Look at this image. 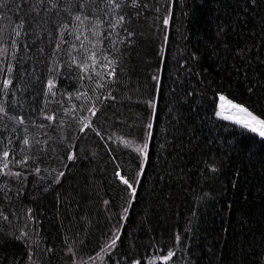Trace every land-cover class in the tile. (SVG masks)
Instances as JSON below:
<instances>
[{
	"label": "trees",
	"instance_id": "trees-1",
	"mask_svg": "<svg viewBox=\"0 0 264 264\" xmlns=\"http://www.w3.org/2000/svg\"><path fill=\"white\" fill-rule=\"evenodd\" d=\"M147 2L158 4L160 13L166 14V0ZM9 4L10 8H0V25L5 28L14 18L13 0ZM60 15L81 33L79 40L75 35H65L68 43L63 49L82 43L99 58L93 70L90 58L82 59L84 50L74 49L73 55L86 67L73 64L62 69L52 89L55 95L49 93L47 102L42 87L34 81L23 96L16 93L17 101L24 103L26 121L16 126L14 153L9 149L8 158L0 155V163L27 175L16 178L0 174V183L9 185L0 189V212L8 214L7 221L0 218V264H71L73 257L65 251L67 245L76 249V259L94 256L103 247L101 238H107L118 223L124 227L117 247L103 253V258H95L93 264H116L121 257L138 258L142 264H264V139L214 114L219 103L215 93L220 91L246 106L259 108L264 104V89L259 94L247 91L250 81L264 84V0L255 8L246 0H176L166 43L163 27L157 30L153 26L152 9L115 29L97 25L98 35L93 34L94 21H74L71 10H62ZM100 18L104 19L102 15ZM225 25V32L218 35V28ZM124 27L136 33L132 44L121 39L126 38ZM42 39L47 41L49 37L43 34ZM236 48L245 49L248 55L236 54ZM105 52L112 59L120 57L112 88L116 99L107 101L105 107L112 124L108 131L112 153L95 134H78L71 117L73 105L78 110L82 103L90 104L85 97L102 91L96 80L100 78L98 73L103 74L100 64L107 62ZM191 52L197 53L196 60H190ZM37 59L30 51L25 68L31 71ZM180 59L190 62L180 65ZM156 74L162 80L160 87H154L152 76ZM37 75L46 82L45 68ZM150 98H155L158 113L150 147L151 164L127 218L120 221L115 213L122 204L121 197L127 196L114 176L116 164L122 171L127 168L129 174L136 168L135 145L125 147V142L143 136V125L152 114L144 101ZM40 109L49 115L55 113L54 120L41 115ZM10 114L19 116L22 112L18 109ZM113 114L119 120L112 119ZM60 120H65V125H60ZM41 124L45 125L43 130L38 127ZM25 127L30 143L43 138L37 136L41 131L52 137L44 154L36 151L35 144L31 148L23 145ZM61 128L65 140H60ZM12 129L9 123V131ZM77 134L78 156L69 161L66 150L72 141L67 138ZM7 139L11 137L3 133L0 153L9 148ZM22 148L23 154L36 156L35 161L25 162L26 167L12 163L22 159ZM213 161L219 164L215 172L207 166ZM37 164L40 172L35 171ZM59 171H65V175L52 183ZM29 208L32 219L28 218ZM21 228L28 233L24 239L18 238ZM177 232L179 244L175 240ZM81 240L85 242L80 244ZM169 249L175 250L174 257L168 262L159 260Z\"/></svg>",
	"mask_w": 264,
	"mask_h": 264
},
{
	"label": "snow or ice",
	"instance_id": "snow-or-ice-1",
	"mask_svg": "<svg viewBox=\"0 0 264 264\" xmlns=\"http://www.w3.org/2000/svg\"><path fill=\"white\" fill-rule=\"evenodd\" d=\"M15 7L12 9L14 12V18L5 28L0 25V76H2V87H0V128L3 129V133H7L11 139H7V144L9 148L0 153L4 158H8L10 155L9 149L14 153L15 149L12 148V139H15L16 126H21L25 124L26 115L23 114V101H17L16 93L19 92L23 96L24 90L28 89L31 83L34 81L37 85H40L43 90V95L46 98L49 93L53 96L55 92L52 91L53 86L57 83L56 77L61 74V70L65 68H70L73 64H79L80 68H85L86 64L77 61L76 57L73 55V50L80 47L84 50L86 55L82 57L84 60L90 58L91 64L94 66L98 60V54L94 51L89 52L88 49L84 48V45L72 43L67 51L63 49V45L68 42L64 40L65 35H75L77 40L80 39L81 33L78 27H74L68 23L67 18L61 17V11H69L73 13L70 17L74 21L83 22L84 20L93 22V34L98 35L99 33L95 31L97 25H103L105 27L115 29L116 26L131 24L132 20L139 19L146 9H152L154 15L152 19L155 21L154 27L159 30L163 27L164 36L163 40L166 43L168 40L169 26L173 17V5L176 0H166V14L160 13V8L158 4H149L147 0H13ZM184 3L185 0H180ZM261 0H246L249 7L255 8ZM0 8H10L9 0H0ZM85 13H90V15H85ZM101 15L104 19H101ZM187 15V13H185ZM3 13H0V17ZM264 25V21H262ZM228 26L225 25L222 28H218V35L223 34ZM65 29H71L69 32H65ZM123 30L126 33V38H121L127 44L133 43V38L136 35L134 30H129L128 27H124ZM46 34L49 39L47 41L42 39V35ZM109 36L112 35L111 32L108 33ZM87 39V37H85ZM31 40L32 43L28 41ZM261 40L264 41V32L261 33ZM38 46V47H37ZM47 46V51L45 47ZM163 48V46H162ZM33 52L38 59L34 62L31 71L25 68L24 60L29 52ZM23 52L24 55H20ZM236 54L248 55L245 49L236 48ZM104 57L107 62L101 63L100 68L103 70V74L98 73L100 77L96 80V83L102 91L95 92L93 97L85 99H90V104L82 103L80 108L77 110L75 105H73V110L71 111L72 119L77 123L78 134L82 133L87 135V132L95 134L100 141L105 145V148L109 153L113 152V149L109 146V141L112 137L108 135V131L111 130L112 124H109V117L105 113V107L107 106V101L115 100L116 97L112 94L113 85L116 82L117 76V61L120 57L117 55L115 59H112L107 52L104 53ZM197 53L191 52L190 60H196ZM249 55V59H250ZM188 59H180V65H185L190 62ZM19 65V68H17ZM245 68L248 67L247 64L243 65ZM45 68L47 70L46 82L41 80V76L37 73H41V69ZM247 75V74H245ZM27 79L28 83H25ZM92 80L93 77L89 76ZM153 81H155L154 87L162 86V80L159 75L152 76ZM104 80L106 83H101ZM18 81L17 86L13 87L14 83ZM251 86L247 88L248 93L259 94L262 89H264V84L259 81H250ZM65 95L71 96L70 93H65ZM78 97L81 93L76 94ZM219 99V103L216 106L214 112L215 116L224 117L227 120L234 121L236 124L240 125L242 129L250 131L251 133L258 134V136L264 139V104H261L259 108H256L252 104L246 106L245 103H238L235 99H230L223 91L215 93ZM155 98H150L144 101L151 109L152 114L147 118V122L143 125L144 133L143 136H137L131 143L125 142V147H131L132 144L135 145V153L137 154L136 159L138 161L135 169L129 174L127 168L121 169L120 164H116V170L114 176L118 178V182L122 183L125 188L127 199L122 196V204L119 206V211L115 213L123 221L127 218L129 214V209L132 206L133 201L137 199L138 189L142 186L143 178L146 175L147 167L151 164V142L155 136V124L158 117L156 111L157 105L154 102ZM259 103V101H257ZM63 103V101H61ZM21 110L22 114L19 116L11 115L10 113L16 110ZM40 114L47 117L48 120H54L55 113L49 115L44 109H40ZM69 109L65 108L64 112L69 113ZM86 112V115H81L80 113ZM112 119L119 120V116L113 114ZM29 123L35 124V120H28ZM9 123L13 125V129L9 131ZM60 125H65V120H60ZM41 130L45 128V125L41 124L38 126ZM70 127V125L68 126ZM87 130V131H86ZM60 140H65L63 128H61ZM3 133H0V142H3ZM78 134L75 138L71 139V143L67 145L66 157L69 161H74L77 159L78 153L76 151V145L78 144ZM30 134L28 129L24 128L23 145H28L29 148L33 144L37 145L36 151L40 154H44L45 150L49 147V141L52 140L51 136H46V134L41 131L37 133L38 137H43L42 139H35L30 143ZM52 151H55L53 148ZM22 159L13 160V164L25 165L26 161L30 159L32 161L36 160V156L30 157L27 154H23V148L21 150ZM113 161L116 160V156L113 155ZM159 159V157H158ZM209 170L215 172L218 170L219 164L213 161L211 164L207 165ZM40 166L37 164L35 171L40 172ZM0 174L8 175L16 178H21L26 176L27 173H22L14 169H9L7 163H0ZM49 175H53L49 171ZM65 175V171H59L55 174L52 183H58L61 178ZM9 185L7 183H0V189H7ZM22 191V189H21ZM5 199H9L5 196ZM105 205L109 204L108 200H104ZM28 218L32 219L31 213L32 209L27 210ZM0 218L5 221L8 220V214L0 212ZM123 223H118L113 226L110 230V235L107 238L102 237L103 247L94 253V256H85L82 259H76L77 253L76 249L72 245H67L65 251L71 253L73 259L71 264H84V260H87L88 264H93L95 258H103V253H111L113 249L117 247V242L120 240L121 232L123 230ZM20 236L18 238L24 239L28 236L25 228H21ZM77 236L80 233H76ZM176 243L180 242V235L177 232L175 237ZM85 241H79L83 244ZM67 244V239L65 240ZM76 241H73L75 244ZM32 249H29L31 252ZM51 252V247L48 248ZM175 255L174 249H169L166 254L160 255L159 260L168 262ZM142 264L140 259H131L121 257L116 264Z\"/></svg>",
	"mask_w": 264,
	"mask_h": 264
}]
</instances>
